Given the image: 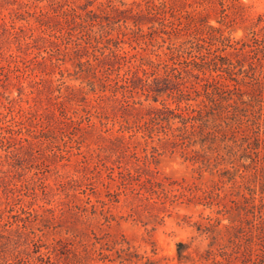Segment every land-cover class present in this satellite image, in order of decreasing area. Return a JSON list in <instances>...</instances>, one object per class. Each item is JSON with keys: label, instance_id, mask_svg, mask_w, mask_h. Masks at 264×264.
<instances>
[{"label": "rangeland", "instance_id": "374dc122", "mask_svg": "<svg viewBox=\"0 0 264 264\" xmlns=\"http://www.w3.org/2000/svg\"><path fill=\"white\" fill-rule=\"evenodd\" d=\"M0 264H264V0H0Z\"/></svg>", "mask_w": 264, "mask_h": 264}]
</instances>
